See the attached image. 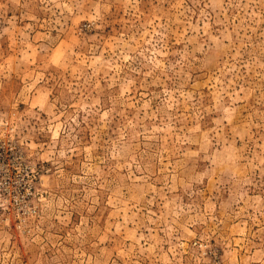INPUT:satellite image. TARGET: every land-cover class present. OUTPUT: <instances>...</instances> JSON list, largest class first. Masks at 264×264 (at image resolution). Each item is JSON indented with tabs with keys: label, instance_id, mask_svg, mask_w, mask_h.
<instances>
[{
	"label": "rangeland",
	"instance_id": "rangeland-1",
	"mask_svg": "<svg viewBox=\"0 0 264 264\" xmlns=\"http://www.w3.org/2000/svg\"><path fill=\"white\" fill-rule=\"evenodd\" d=\"M0 264H264V0H0Z\"/></svg>",
	"mask_w": 264,
	"mask_h": 264
}]
</instances>
